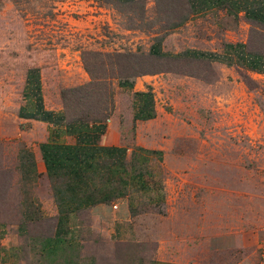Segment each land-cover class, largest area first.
Masks as SVG:
<instances>
[{"label":"rangeland","instance_id":"374dc122","mask_svg":"<svg viewBox=\"0 0 264 264\" xmlns=\"http://www.w3.org/2000/svg\"><path fill=\"white\" fill-rule=\"evenodd\" d=\"M184 15L177 36L169 38V26ZM232 23L218 15L190 17L184 0H0V226L19 224L21 216L10 139L25 71L37 72L47 97H59L70 117L85 108L96 117L110 114L114 83L151 72L144 76L155 83L158 116L146 132L157 133L152 144L160 154L149 171H155L160 201L136 209L129 223L134 248L90 236L80 247L97 254L95 264H120L123 250L127 260H149L157 242L169 260L264 264V81H253L233 57L222 56L217 65L175 59L167 50L190 36L198 42L212 37L210 47L221 50V35ZM255 34L246 49L262 48L264 37ZM156 39L159 50L165 40L166 56L148 55L146 45ZM80 72L88 82L64 87Z\"/></svg>","mask_w":264,"mask_h":264},{"label":"crops","instance_id":"0c3cea01","mask_svg":"<svg viewBox=\"0 0 264 264\" xmlns=\"http://www.w3.org/2000/svg\"><path fill=\"white\" fill-rule=\"evenodd\" d=\"M89 1L113 5L130 0ZM184 1L190 17L224 16L232 19L233 27L221 35L222 51L210 47L212 37L198 42L190 36L183 46L176 40L167 48L168 55L216 64L222 56L233 57L234 65L253 81H264V41L260 50L246 49L250 34L264 37V0ZM175 29H170L169 38L177 36ZM231 37L236 38L234 44ZM150 46L153 56L165 54V40L160 50L159 43H147V52ZM150 78L115 82L108 118L89 120L70 117L59 97H47L37 72L25 71L14 107L15 134L10 139L16 147L12 171L22 209L19 224L0 226V264H95L97 254L80 247L86 236L127 242L126 248H134L129 223L136 209L146 200L160 201L155 171H149L160 154L152 144L157 133L146 132L158 116L155 83ZM70 79L74 83L64 87L88 82L84 72ZM84 217L88 224L83 223ZM161 250L157 242L152 258L133 261L123 250L120 264H202L165 259Z\"/></svg>","mask_w":264,"mask_h":264},{"label":"trees","instance_id":"16d2710c","mask_svg":"<svg viewBox=\"0 0 264 264\" xmlns=\"http://www.w3.org/2000/svg\"><path fill=\"white\" fill-rule=\"evenodd\" d=\"M185 15L183 16V18H181L177 23H174L172 25L169 26V30L170 29H173V28H177L178 26H180L184 21H185ZM156 43L158 44L159 43V39H156ZM148 55H152L153 56V53L151 52V46L149 48V51H148ZM128 58H131L133 57V54H127L126 55ZM163 56H166L165 54H161V55H158L156 57H163ZM82 65H83V69L85 70V72L89 75V71L88 69L85 67L84 63H83V60H82ZM153 73L151 72H139V73H135L133 76L134 77H140V76H144V75H152ZM82 87V86H81ZM81 87H78V88H75V89H65L64 92H67V91H77L78 89H80ZM78 100H82L81 98H78ZM108 108H110L108 111L111 112V97L109 98V104H108ZM105 110V109H104ZM76 112H78L79 114H77V118H83V119H89V120H92V119H100V120H106L109 116V114H104V115H101V116H98L96 117L94 115V111L90 108H85V109H77Z\"/></svg>","mask_w":264,"mask_h":264},{"label":"built area","instance_id":"2783aa9c","mask_svg":"<svg viewBox=\"0 0 264 264\" xmlns=\"http://www.w3.org/2000/svg\"><path fill=\"white\" fill-rule=\"evenodd\" d=\"M262 258L264 259V250H263V256H262ZM263 263H264V260H263Z\"/></svg>","mask_w":264,"mask_h":264}]
</instances>
